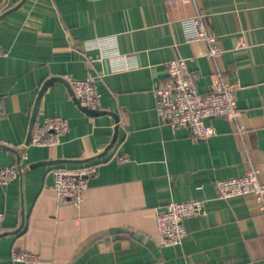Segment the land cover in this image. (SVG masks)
Here are the masks:
<instances>
[{
	"label": "crops",
	"instance_id": "obj_1",
	"mask_svg": "<svg viewBox=\"0 0 264 264\" xmlns=\"http://www.w3.org/2000/svg\"><path fill=\"white\" fill-rule=\"evenodd\" d=\"M196 14L223 50L215 59L205 40L183 34L180 20ZM238 36L246 47L233 48ZM98 38L101 46H86ZM0 48V167L17 168L0 184V264H21L11 258L20 249L40 264H264V209L251 193L223 198L215 185L250 168L264 182V0H0ZM175 57L199 91L216 72L235 87L237 119L207 118L216 129L207 139L155 110L154 89ZM65 74L91 76L98 110L86 112L53 80L33 124L60 115L68 130L57 145H28L39 89ZM85 164L96 172L80 205L60 201L54 169ZM193 198L204 212L184 218L180 244H163L157 211Z\"/></svg>",
	"mask_w": 264,
	"mask_h": 264
},
{
	"label": "built area",
	"instance_id": "obj_2",
	"mask_svg": "<svg viewBox=\"0 0 264 264\" xmlns=\"http://www.w3.org/2000/svg\"><path fill=\"white\" fill-rule=\"evenodd\" d=\"M180 24L187 41L205 40L207 42L205 55L214 59L220 56L223 50L217 44L215 37L206 32L199 14L182 18ZM102 41L98 38L89 40L85 44L87 47H98L101 46ZM246 46L242 36H238L233 48L240 49ZM104 53L111 59L116 58L118 54L114 46L104 48ZM166 72L168 80L154 89L155 110L163 123L172 128L185 126L192 140H204L216 132L212 124L206 123L207 118L220 116L232 121L237 119L239 109L236 103L235 87L220 72L212 75L211 87L206 92L197 89L193 72L188 68L185 58L175 57L169 60L166 64ZM63 77L81 105L91 109L99 107V94L91 76L80 79L65 74ZM1 115L3 111L0 108ZM238 129H241L240 126ZM67 130L68 122L63 116H44L41 121L33 124L28 145H57ZM116 160L125 162L128 156L118 154ZM95 172L94 164L56 167L53 171L52 188L57 198L60 201L69 200L75 206H79L88 179ZM16 174L17 168L13 166L0 167V184H7ZM258 175L257 169L250 168L238 176L217 179L215 185L219 196L228 198L251 193L259 207L264 209V182ZM204 202L202 198L167 202L155 216L160 241L171 246L180 244L187 232L183 224L184 218L202 214ZM11 258L21 264H40L41 262L38 253L24 249L14 250Z\"/></svg>",
	"mask_w": 264,
	"mask_h": 264
},
{
	"label": "water",
	"instance_id": "obj_3",
	"mask_svg": "<svg viewBox=\"0 0 264 264\" xmlns=\"http://www.w3.org/2000/svg\"><path fill=\"white\" fill-rule=\"evenodd\" d=\"M56 79H57V80H61V81L66 82V84L69 86V84H68V82L66 81V79H64V78L61 77V76H52L51 78L47 79V80L42 84L41 88L39 89V92H38V95H37V97H36V100H35V104H34V108H33V113H32V116H31V122H30L29 130H28L27 142L29 141V138H30L31 128H32V126H33L34 116H35V114H36L37 104H38L39 97L41 96V93H42L43 90L46 88V86H47L48 84H50L53 80H56ZM69 90H70V93L72 94L73 98L76 100V102H77L78 104H80V103H79V100L73 95L70 86H69ZM80 106H81V108H82L83 110H85L86 112H91V113H92V112L98 110V109H91V108H88V107L83 106V105H80ZM116 126H117V125H116ZM112 141H113V139H112ZM111 143H112V142H111ZM111 143H110L109 145H111ZM59 161H60V160H59ZM39 163H45V162H39ZM34 165H35V164H34ZM0 235H1V234H0Z\"/></svg>",
	"mask_w": 264,
	"mask_h": 264
}]
</instances>
